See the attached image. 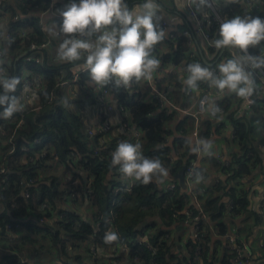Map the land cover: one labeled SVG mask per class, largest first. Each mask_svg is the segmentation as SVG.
<instances>
[{"label":"trees","instance_id":"obj_1","mask_svg":"<svg viewBox=\"0 0 264 264\" xmlns=\"http://www.w3.org/2000/svg\"><path fill=\"white\" fill-rule=\"evenodd\" d=\"M50 1L54 0H14L13 3L6 5L5 8L10 15L13 16L15 13L22 15L18 20L10 19L6 23V31L10 33L11 38L10 43L7 42L4 48L8 49L11 61L17 56L15 53L17 48H23L31 42L40 43L47 38L39 17L29 14L25 6L29 5L28 8H33L40 4L45 7ZM241 1L221 3L219 11L222 17L226 19L240 14L264 19V2H261L256 9H246ZM67 2V0H58L55 1V6L61 9ZM132 2L133 0H125L130 8ZM210 31L212 34H217L218 24L213 23ZM21 32H26V35L20 37ZM165 41L169 47L168 52L159 53L156 49L152 51L153 57L160 60L158 69L172 66L182 70L193 62L209 67L210 64L212 66L217 64L223 56L227 59L229 56L225 55V51L218 60L215 57L213 59L205 57L190 48L186 37L178 33L168 35ZM6 66L9 74L19 76L20 66L23 65L20 61H16ZM24 66L31 70L34 76L42 75V81L41 87L38 88V101L34 103L35 107L28 106L23 114L19 115L16 112L8 118L0 115V126L4 125L8 129V135L17 122L22 120L21 125L16 129L15 150L11 154L3 155V152H8L9 146L3 144L0 137V160L3 159L0 164L4 163L7 170L6 174L0 175V235L6 233L4 225L8 223L22 224L31 231H37L39 228L46 230L52 235L54 247L59 254L66 256L71 264L96 263V261L83 260V255L76 252L86 242L96 250V256L92 257V260L99 255L102 256L106 247L118 249L120 244H124L127 252L118 254L116 252L117 256L112 257V260L117 259L122 264H230L231 255L227 247L220 258H214L215 250L212 251L211 247L216 243L211 239L210 226L212 224L218 235L223 236L227 232L225 217L247 212L246 195L237 192L236 187L231 186V183H235L249 172L248 162L250 158L252 159L253 149L252 128L247 122L233 121L234 138L240 144V153L233 157L228 166L221 167L212 157L208 158L215 169L220 170L227 178L223 181L218 180L212 188L206 189L208 194L201 205L206 219H199L193 225L198 239L194 237L188 239L184 251L174 253L171 251L170 231L174 227L180 228V224L185 221V210L191 203L188 193L178 189V186L174 191H167L163 186L156 185V182L162 178H154L149 183L136 181L130 192H114L119 184L114 178L116 166L111 163V153L119 142L131 143L129 134L119 130L117 137L104 146L99 144L97 138L94 140L95 144L86 140L84 131L87 125L84 124L81 116L69 107V103L61 101L60 96V77L65 74L70 77L71 70L77 67L76 64L61 62L56 58L55 61L45 60L42 65L29 63ZM163 82L168 84L173 82L174 91L170 89L169 92L174 93L175 97H181L187 89L183 81L181 82L173 74L164 76L158 85ZM87 83L91 86L88 87ZM74 85L92 89L94 83L85 72L79 75ZM102 87L117 105L127 111L130 124L141 132L140 144L145 157L160 159L171 174L177 173L189 160H196L195 153L189 154L191 145L188 143L187 135L180 134L169 142L170 133L165 126L167 121L172 120L174 112L168 113L167 109L160 106L157 99H153V91L147 81L142 84L132 81L127 87L109 81ZM15 95L21 96L20 85ZM257 96L258 93L254 90L255 110V104L258 103ZM216 107L226 111L220 102ZM2 112L3 109L0 108V113ZM214 118H217V113L211 114L209 118L200 119L198 131L201 140L213 133ZM188 119L180 122L179 128L183 132L191 129L195 123L193 118L188 117ZM34 140H38L39 143L33 146L29 144ZM22 146H30V149L24 152L21 150ZM181 147L185 148L184 155L171 161L173 152H178ZM186 155H189L187 159L184 158ZM27 156H31V161H25ZM55 162L62 166L61 174L47 176V169ZM234 165L237 167L234 168ZM197 171L203 173V170L197 169ZM4 177H7L6 181L3 180ZM202 177L204 178V173ZM26 185L29 188L28 198L21 193ZM66 185L70 188L67 189ZM86 189L90 190V196L85 193ZM215 192L220 195H213ZM72 193L75 195L74 199L71 197ZM69 195L72 198V208L64 210V217L57 222V231H53L52 225L46 227L36 224L33 215L41 213V203L47 201L59 211V204L66 203ZM221 197H226L228 200L221 201ZM229 200H231L230 206H228ZM79 203L90 204L93 209L91 219L82 217L78 213L76 208L79 207ZM193 214L198 213L194 210ZM50 216L49 214L48 217ZM108 231L115 232L118 239L106 242L104 236ZM140 238L156 248L154 255L145 244L132 243ZM10 256L17 262L14 255ZM257 264H264V261Z\"/></svg>","mask_w":264,"mask_h":264},{"label":"clouds","instance_id":"obj_2","mask_svg":"<svg viewBox=\"0 0 264 264\" xmlns=\"http://www.w3.org/2000/svg\"><path fill=\"white\" fill-rule=\"evenodd\" d=\"M188 2L189 6L195 5L197 12H202L212 8L214 0ZM159 13L156 0H143L131 8L125 0H69L58 9L62 23L59 26L52 23L46 30L66 37L57 49L61 62L76 64L96 85L115 81L117 85L127 87L133 80H151L160 66V60L152 55L154 46L166 38L160 27ZM0 41L10 43L6 32H0ZM262 41L264 19L261 17L236 14L223 19L219 22L217 34L207 42L217 50L237 49L241 55L220 62L214 69L199 62L187 64L181 70L184 85L188 89H197L199 82H206L221 93H234L246 99L253 93V71L264 69V54L251 55L248 50L259 46ZM7 53V48L0 51V108L3 109L0 115L4 118L23 108L20 98L15 95L21 79L4 69ZM80 61L83 62L77 63ZM24 90L28 91L27 85ZM208 111L215 115L219 108L210 104ZM188 143L192 145L193 142L189 140ZM211 147L210 140H200L191 151L207 153ZM111 157L112 165L118 166L126 179L149 183L154 178L168 176V169L160 159L143 155L140 143L121 141ZM104 239L111 242L118 236L108 231Z\"/></svg>","mask_w":264,"mask_h":264},{"label":"crops","instance_id":"obj_3","mask_svg":"<svg viewBox=\"0 0 264 264\" xmlns=\"http://www.w3.org/2000/svg\"><path fill=\"white\" fill-rule=\"evenodd\" d=\"M234 1L235 0H220L219 2L214 1V4L216 6H221V3H233ZM142 2L143 0H133L132 7ZM156 3L160 8V13L158 14L161 17L160 21H164L167 24V27L164 30L166 33V38L168 35L173 33L181 34L184 28H194V22L185 12V0H156ZM40 21L41 24L46 26V28L51 27V24L54 23L50 16H46ZM47 34L50 33L47 31ZM193 36L194 37H192V45H190V48L194 49L196 52L202 53L205 57L208 56V58L212 59L211 54L205 48L203 39L198 35ZM65 38L66 37L64 36L60 40L52 41L51 47L47 49L45 53V59L47 61L58 58L57 49L59 44ZM261 44H264V42H261ZM258 47L262 49L264 46ZM153 49H156L159 53H166L168 52L169 47L164 39L155 45ZM238 55H241L239 50L231 49L228 59ZM225 60L227 59L223 58L222 61ZM74 70L77 71L78 68L76 67ZM169 74H173L175 77L177 76L181 82L183 81L181 79V68L172 66H169L167 69H157L156 72L152 74L151 80H133L139 84L147 81L151 87V91H153L152 97L153 95L160 96V94H164L162 107L167 109L168 113L174 112L172 120L167 121L165 126V129L170 133L169 142L173 141L174 138L179 137L180 134L187 135L189 140L193 142L191 145L192 148V146H194L198 141V139H194L192 132L195 129H199V122L201 118L206 119L209 118V116L211 117V114L208 111L209 105L219 101L220 104L222 103L226 108V111L219 109V112H217V118L212 120L214 124L212 130L213 133L207 138H202V140L211 141L212 147L209 152H203L202 155L199 156L197 153L192 152L191 150L189 152L190 155L192 153L196 154L194 173L197 179L198 187L204 189L212 188L216 183H218V180L223 181L225 178H227V176L222 175L220 170L215 169L212 163L209 162L208 158L212 157L215 163L222 167L224 166L225 161L229 165L233 157L240 153V144L238 140L234 138L233 121L238 120L241 122H247L249 127L252 128L251 147L253 149V154L252 156L248 154L252 157V159L250 158V161L248 162L249 172L243 175L235 183H231V186L233 185L236 187L237 192H243L246 195L248 200L247 212L240 213L238 215H227L224 221L227 224L226 233L236 237L239 243L243 244L251 251L253 255L251 264H257L261 261H264V112H258V110L261 109L258 108L255 110L253 105L249 106L245 98L237 97L234 93L230 95L226 92L221 93L218 90L212 88V93L209 97V103L206 107V112L196 121L191 114L195 108L198 92L194 91L192 94H186L185 92L181 97H175L174 93L169 92L170 89L171 91H174L173 82L172 84L163 82L158 85L161 79L166 75L168 76ZM73 90L75 93L77 91L81 92L76 85L73 87ZM35 93L36 92H32V95L27 96L26 92H23V95L19 97L23 108H27L28 106L32 107V105L37 100ZM256 98L258 103L256 102L255 105H259V107L261 106V108H264V89L258 92V96ZM74 108H72V110L79 114ZM79 115L82 119L88 120L89 127L99 123V119L94 111L89 115ZM188 117L193 118L195 123L191 129L187 130V132H183V130L179 128L180 122H182L184 119L187 120ZM120 119L121 117L116 112H113L107 116L108 122L112 124L113 127L119 123ZM128 119L130 121V116ZM177 151L178 152H173L172 154L173 160H176L178 156L184 155L185 148L181 147ZM188 156L189 155H186L184 158L187 159ZM52 165L50 168V175L61 174L62 167H59L56 162ZM233 167L236 168L237 166L234 165ZM197 169L203 170L204 178L202 177L203 173H199L200 171L198 172ZM175 174H171V172L168 170V176L160 179L159 182L162 180V183L158 182V185L163 186L165 180L175 181L173 179ZM197 174H199V178L197 177ZM175 182L178 184L177 181ZM180 190L187 191L186 189L183 190L181 187ZM213 195L216 196L220 194L215 192ZM227 200L228 199L226 197H221V201L225 202ZM68 204L72 205L71 199H68L67 204L64 206L69 207ZM59 208L61 209V207ZM76 209L82 217L85 216L86 218L88 216V213L87 216L85 215L87 210H91V213H93V209L91 207L88 208L87 205H83L81 203H79V207ZM51 222L52 223L50 225L53 226V231H57L58 227L57 223L55 225V218H51ZM210 227L212 237L211 239L213 243H216L214 245L215 249L214 246H212L211 250H215L214 258L218 259L223 255V252H225L226 244L223 236L218 235L212 224ZM11 231L12 233L6 232L4 235H0V264H6L9 254L14 255L17 260L23 261L26 264H63L64 262L71 264V261L66 256L59 254L57 249L54 247L52 235L46 230H41L39 228L37 231H31L27 230L25 226H22V224L18 223V228ZM193 231V225L185 221L180 224V228L175 229L174 227L170 231V241L172 245L171 251L174 253L183 252L185 249L184 245L188 239L193 238ZM260 233H262L263 236L259 238ZM82 247L83 246L78 248L76 252L83 255V260L90 262L96 261L94 264H97V259L101 256L99 255L95 260H92L91 258L94 256H89L90 250H88V253L87 251L81 252L80 249ZM68 251L69 250H67V253Z\"/></svg>","mask_w":264,"mask_h":264},{"label":"built area","instance_id":"obj_4","mask_svg":"<svg viewBox=\"0 0 264 264\" xmlns=\"http://www.w3.org/2000/svg\"><path fill=\"white\" fill-rule=\"evenodd\" d=\"M55 1H58V0L50 1L48 5L45 7L39 4V5H35L33 8H28L29 7L28 5V6H25V9L28 11L29 14L32 13L38 16L40 20H42L46 16H50L52 20L54 21V23L59 26L62 23V17H60L58 14V9L55 6ZM61 1H65V0H61ZM67 1H68L67 3H69V0ZM13 2L14 0H0V29H1V32L7 33L9 39L11 38V36H10V33L6 31V23L10 19L18 20L22 16V15H19L18 13H15L12 16L6 10L5 8L6 5L9 3H13ZM241 2L245 5L246 9H252V8L256 9L258 8L260 2H264V0H242ZM219 9H220V5L216 6L213 3L212 8L204 9L202 12H197L195 10V5L189 6L188 0H185V12L189 16V18L194 22L195 26L192 29L188 27L184 28V30H182L181 32V35L186 37L189 46L192 45V37H194L193 35L200 36L204 41L205 48L208 51H210L212 59L215 57L216 60H218L222 56V54L226 51V49L220 55L221 49L217 50L213 48L207 41H210L216 35V33L215 34L211 33L210 26L213 23L219 25V22L224 19L222 15L220 14ZM209 17H210V21H209ZM41 26H42V30L46 32L47 38L40 43L31 42L23 48H17L15 52L17 56L14 58V61H11V57L7 53L6 58L8 60V64H4L5 71L9 73V70L6 65L9 66L10 64L16 61H20L22 63L23 66H20V74H19V77L21 79V84H20L21 95H23V92H25L24 90L25 85H27L28 90H30V87L32 86L34 87L33 89L35 90L34 92H36L35 93V97L37 98L36 101H38V88L41 87L42 75L34 76L32 74V71L27 69V67H25L24 64L27 65L29 63H34L36 65H42V63H44V61L46 60L45 53L47 49L51 47L52 41H57L64 37L62 33L61 34H56V33L47 34L46 26L43 24H41ZM160 27L163 30H165L167 27L166 22L160 21ZM58 31L59 30L57 29V33ZM24 35H26V32L20 33V37H23ZM6 44L7 42L0 41V51H3L4 46H6ZM250 54L251 55L264 54V47L262 49L256 48ZM193 55L194 53L192 54V56ZM223 58L225 57L223 56L222 59L217 62V64H219L223 60ZM55 60L56 58L51 61H55ZM217 64L213 66L210 64L209 67L214 69ZM81 73H85V72L78 69L76 73L73 75V84H75L78 81L79 75ZM253 79L255 81L253 91L256 90L257 93L262 91L264 89V69L254 70ZM37 80L40 81L39 86H37L38 85V82H36ZM62 80H63V75L60 77V85H61ZM79 90L82 93H84L86 104L88 103L93 104V111L96 113L99 119V123L93 125L92 127H89L88 120L82 119L84 124L87 125L84 131L87 141H91L95 144L94 140L97 138L99 141V144L104 146L109 141L113 140V138H116L118 135L117 132L120 130V131H126L129 134L131 143L135 144V143L141 142L142 140L141 132L139 131V129L135 128L134 126L130 124V121L128 119L129 114L127 113V111L122 106L117 105L113 101L112 96L106 91V89H103L102 85L94 84L92 89H89L86 86H82L81 88H79ZM194 91L198 92V97L195 102L194 111L191 115L197 121L206 112V107L209 103V97L212 93V88H210L206 82H199L197 89L187 88L185 90L186 94H192ZM163 97H164V94H160V96L153 95V99H157L159 104L161 102L160 104L161 107L163 106L162 104ZM245 100L247 101L249 106L250 105L252 106L254 103L253 93L251 96L247 97ZM218 102L219 101L215 102L214 105L217 106ZM38 108L39 106L36 107V109ZM72 108H74L73 105L71 106V109ZM25 110L26 108H22V110L17 113L23 114ZM113 112H116L121 117L119 123L116 124L115 127H113V125L110 124L107 120V116ZM21 123H22V120L20 119L9 135L7 134L8 129L4 125L0 126V137L1 139H3L2 141L5 142V145L9 146L10 151L8 152V154H11L15 150V139H16L15 136L17 135L16 129L21 125ZM192 136L194 137V139H198L197 143L201 140V138L199 137L198 129H195L192 132ZM36 143H39V141L34 140L33 142H29V144H32V146ZM29 149H30V146H22L21 148V150L24 152H27ZM202 153L203 152L197 153V155L198 156L202 155ZM170 160L172 161L173 159H170ZM25 161H31V156H27L25 158ZM195 161L196 160H189L188 163L183 165L184 166V179H185L186 190H187L186 192L191 197L190 206H188V208L185 210V216H186L185 222H188L192 225H194V222L198 221L199 219H203V220L206 219L205 215L202 213L201 205H202V201L204 200L205 197H207V194H208L206 189L200 188L197 185V179L194 173ZM224 166H228V163L226 161L224 162ZM4 174L6 173L0 172V175H4ZM114 178L117 180V183L119 184L114 189V192L116 193L119 191L130 192L134 186V183L136 182V180L134 179L124 178L122 174L119 172L118 166H116L115 168ZM3 180L6 181L7 177H4ZM153 182L155 183V181ZM158 182L159 181H157V183ZM176 186H178V184ZM176 186L173 184L163 185L164 189L167 191H174L176 189ZM26 188L27 187L25 186L22 195L25 198H28L29 191ZM178 189H180L179 186H178ZM87 195L90 196V190L87 191ZM71 197L74 199L75 195L72 193ZM230 204H231V200L228 201V206H230ZM51 207L52 206L47 201H44L43 203H41V206H40L41 213L33 215L35 217V222L37 225L39 226L46 225V221H47L46 213L48 217V215L53 212L51 210ZM194 210H196L198 214L194 215L193 214ZM64 214L65 213H59V211L56 210V212L53 213L51 216L55 217V220L59 221L63 218ZM51 218L52 217H50L49 219ZM108 221H110V219ZM17 228H18V223L15 225L11 223L4 225V229L7 233H12L11 230L17 229ZM193 230H194L193 237L195 239H198L197 232L195 231L194 228ZM223 238H224L226 247L228 248L227 250L229 254L231 255V258L229 260L230 264H251V259L253 255L251 251L246 248V246L239 243L236 237L232 236L229 233H225L223 235ZM132 243L134 244L143 243L147 246L151 254L154 255L156 253V248L152 247L145 239L143 240L140 238L135 241H132ZM89 250H90V254H92L93 256H96V250L92 246H90ZM122 252L124 253L127 252V248L124 244H120L117 249V254L122 253ZM178 257H180V255H178ZM6 264H26V263L20 260H17V262H15L14 257H11L9 254L6 260ZM115 264H119L118 261H116Z\"/></svg>","mask_w":264,"mask_h":264},{"label":"rangeland","instance_id":"obj_5","mask_svg":"<svg viewBox=\"0 0 264 264\" xmlns=\"http://www.w3.org/2000/svg\"><path fill=\"white\" fill-rule=\"evenodd\" d=\"M215 2H219L220 0H214ZM259 46H264V44H261ZM258 46L256 47H251L249 48V52L252 53L253 52V49H256ZM259 48V47H258ZM231 49L230 48H227L226 50V54L225 55H229ZM70 77L66 76V74L63 76V80L61 82V85H60V96H61V101H65V103H69V107L71 108V106L73 105L76 109V111L79 113V114H84V115H89L90 113H93V104L92 103H88L86 104V100H85V97H84V93L82 92H79L77 91L76 93L74 92L73 90V87H75V85L73 84V75L76 73V71L73 69L71 70L70 72ZM36 82H38V85H40V81L37 80ZM89 84V83H87ZM88 87L91 86V84L87 85ZM36 88V87H35ZM34 87H30V90H28L26 92V95L27 96H30L32 95V92H34L35 90H33ZM33 90V91H32ZM76 95V96H75ZM32 107H35V105L33 104ZM83 107V109H82ZM260 108L261 110H258V112L260 113H263L264 112V108L262 109L261 106L259 107V105L256 106V109ZM20 115V114H19ZM257 123V122H256ZM258 124V123H257ZM3 140V139H2ZM5 143V142H4ZM10 150H8L9 152ZM7 151H5V153L3 152V155H7L8 154ZM4 158V157H3ZM3 160V159H2ZM0 160V161H2ZM58 166L59 167H62L59 163H58ZM50 168L51 166L47 169V172H46V175L49 176L50 175ZM55 170V169H54ZM0 172H4L6 173L7 170H6V167L4 165V163H1L0 164ZM152 182V181H151ZM167 184H173V185H177V183L175 181H171V180H165L164 181V184L163 185H167ZM156 185H158V183L156 182ZM67 186V189H69L70 187ZM70 186V185H69ZM159 186V185H158ZM26 189H28L29 191V188L28 186L26 185ZM30 187V186H29ZM87 189L85 190V193H87ZM23 194V191L21 192ZM69 199H72L70 197V195L68 196ZM89 203V202H88ZM67 204V201L66 203H62V204H59V207H61V209H58L59 210V213H64V210H67L69 208H72V205L68 204L69 207H65L64 205ZM87 207L89 208L90 207V204L87 205ZM51 210L53 211L50 215H52L53 213L56 212L57 209L51 207ZM87 213H88V216H87ZM203 213V212H202ZM204 214V213H203ZM85 215L87 216V219H91L92 217V213H91V210H87L85 212ZM205 215V214H204ZM52 218H55L53 216H50ZM49 217V218H50ZM64 217V216H63ZM206 217V215H205ZM47 217V213H46V227L48 225H50L52 222H51V219H49ZM58 222V220H55V225L56 223ZM192 225V224H191ZM262 233L259 234V238L262 237ZM83 247L80 249L81 252H85L89 250V247H90V243L89 242H86L84 245H82ZM116 249L114 248H111V247H106L104 250H103V254L101 257H98L97 259V264H115L116 261H118L117 259H113L112 260V257H116ZM89 256H92V254H90ZM111 257V258H110ZM119 264H122L120 261H118Z\"/></svg>","mask_w":264,"mask_h":264},{"label":"water","instance_id":"obj_6","mask_svg":"<svg viewBox=\"0 0 264 264\" xmlns=\"http://www.w3.org/2000/svg\"><path fill=\"white\" fill-rule=\"evenodd\" d=\"M264 42V41H262ZM225 51V49H221L220 55ZM8 64V60L6 58V63ZM93 140V139H91ZM173 179L178 182V185L185 190L186 189V184H185V179H184V166L181 167V169L173 176ZM162 183V180L159 182Z\"/></svg>","mask_w":264,"mask_h":264}]
</instances>
